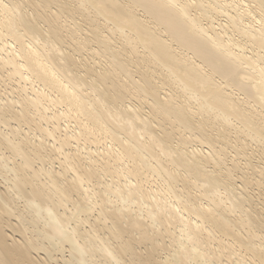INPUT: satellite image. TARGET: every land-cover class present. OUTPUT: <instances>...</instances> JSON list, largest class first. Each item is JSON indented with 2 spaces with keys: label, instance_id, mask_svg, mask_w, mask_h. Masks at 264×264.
I'll use <instances>...</instances> for the list:
<instances>
[{
  "label": "bare ground",
  "instance_id": "obj_1",
  "mask_svg": "<svg viewBox=\"0 0 264 264\" xmlns=\"http://www.w3.org/2000/svg\"><path fill=\"white\" fill-rule=\"evenodd\" d=\"M0 264H264V0H0Z\"/></svg>",
  "mask_w": 264,
  "mask_h": 264
}]
</instances>
